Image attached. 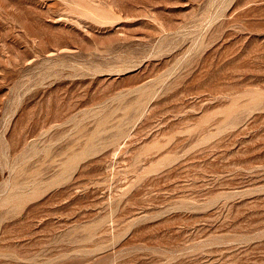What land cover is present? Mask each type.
<instances>
[{"label": "rangeland", "instance_id": "374dc122", "mask_svg": "<svg viewBox=\"0 0 264 264\" xmlns=\"http://www.w3.org/2000/svg\"><path fill=\"white\" fill-rule=\"evenodd\" d=\"M0 264H264V0H0Z\"/></svg>", "mask_w": 264, "mask_h": 264}]
</instances>
